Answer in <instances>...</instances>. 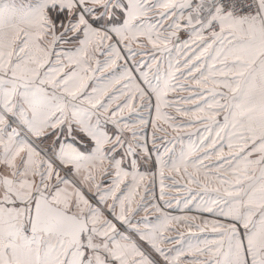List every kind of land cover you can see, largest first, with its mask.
<instances>
[{"label":"snow or ice","instance_id":"1","mask_svg":"<svg viewBox=\"0 0 264 264\" xmlns=\"http://www.w3.org/2000/svg\"><path fill=\"white\" fill-rule=\"evenodd\" d=\"M0 264H264V0H0Z\"/></svg>","mask_w":264,"mask_h":264}]
</instances>
